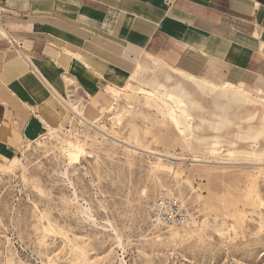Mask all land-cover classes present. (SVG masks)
Returning <instances> with one entry per match:
<instances>
[{
	"label": "rangeland",
	"instance_id": "obj_1",
	"mask_svg": "<svg viewBox=\"0 0 264 264\" xmlns=\"http://www.w3.org/2000/svg\"><path fill=\"white\" fill-rule=\"evenodd\" d=\"M131 84L154 94L175 85L150 69ZM259 90L233 103L199 87L178 91L192 115L185 122L138 89H108L101 112L92 109L97 94H68L98 116L93 126L74 117L53 135L42 120L32 141L16 136L17 157L0 156V264H264ZM162 190L182 199L187 227L151 228L146 207Z\"/></svg>",
	"mask_w": 264,
	"mask_h": 264
},
{
	"label": "crops",
	"instance_id": "obj_2",
	"mask_svg": "<svg viewBox=\"0 0 264 264\" xmlns=\"http://www.w3.org/2000/svg\"><path fill=\"white\" fill-rule=\"evenodd\" d=\"M0 20V156L8 159L19 155L16 136L32 141L40 121L60 129L74 107L84 113L68 94H97L92 109L101 112L108 89L146 69L187 92L198 79L264 93V0H0Z\"/></svg>",
	"mask_w": 264,
	"mask_h": 264
},
{
	"label": "bare ground",
	"instance_id": "obj_3",
	"mask_svg": "<svg viewBox=\"0 0 264 264\" xmlns=\"http://www.w3.org/2000/svg\"><path fill=\"white\" fill-rule=\"evenodd\" d=\"M2 28V24L0 22V30ZM138 71V70H137ZM181 72V71H180ZM136 74V73H135ZM147 76V74H145ZM152 75V74H151ZM144 76V74H143ZM145 80V79H144ZM198 80V79H197ZM195 80L194 83L197 84V87H199L202 91L206 92L208 95H212L214 94L216 91L219 92V98H225L229 103H233L239 100V98L244 97V94H247V92L240 90V89H234L231 87H222V88H217L215 86L209 85L207 83H203L200 81ZM150 81V80H149ZM194 81V80H193ZM143 83V82H142ZM157 85V84H156ZM142 86V85H141ZM159 87H161V92L158 91V88H154V91L156 92L155 94L151 91L145 90L143 88H136L133 84L128 83L126 84V86H124L121 90L122 91H126V92H130L133 93L135 89H138L139 91L137 92V94H144L147 97H152V99H154L156 102H160L161 104H163L164 109L166 110V112L168 113V115H170L171 118L176 119L177 121H181V122H185L188 119H192V115H190V113L188 112V110L186 109V103L184 101V98L178 94V91H182V93L185 95L186 91L179 85H173L170 88L166 87V85H162V84H158ZM115 90V89H114ZM108 93V92H107ZM110 93V92H109ZM120 92L119 91H115L114 97H118V94ZM126 94V93H125ZM134 95V94H133ZM117 101V100H116ZM150 102V101H149ZM187 102V101H186ZM262 102V101H261ZM108 107V106H106ZM188 107V106H187ZM224 108V107H223ZM189 109V108H188ZM223 111V110H222ZM227 112V111H226ZM225 112V114H226ZM73 113L74 115L80 120V122L88 125V126H93L95 124V120H92L91 118H89L88 116L84 115V113L74 107L73 109ZM224 114V115H225ZM119 115L115 117L116 120H119ZM249 123V122H247ZM42 124H45L44 121H42ZM98 126V125H97ZM240 127V126H239ZM244 127V126H243ZM95 128V127H94ZM184 128L187 131H191L192 130V125L191 123H185L184 124ZM47 129L53 133L56 132L55 128L49 127L47 126ZM242 129V128H241ZM48 131V132H49ZM238 131V130H237ZM248 131V129L246 130ZM57 133V132H56ZM247 133V132H246ZM251 134V133H250ZM54 135V133H53ZM127 148L131 151H135L137 153H148L150 155H154V156H158L161 157L160 159H165V158H169V156L167 155H163V154H159L156 151H152V150H145V149H135L131 146H127ZM261 153V152H260ZM8 168V167H7ZM161 193H168L170 195H173L174 193L170 192L169 190H162ZM76 194V193H75ZM175 195V194H174ZM177 196V195H176ZM177 198H179L177 196ZM181 201L182 199L179 198ZM183 202V201H182ZM184 203V202H183ZM90 209V208H89ZM87 208L86 212H83L87 217L91 218V220L93 219V215L91 214V210H89ZM147 216H148V220H149V225L152 227L151 224V220L150 217L148 215V212L146 210ZM95 221V220H94ZM190 221H187L183 226L181 227H174V226H169L168 228L165 229H156V230H169V231H173V230H178V229H183L185 227H187L190 224Z\"/></svg>",
	"mask_w": 264,
	"mask_h": 264
},
{
	"label": "built area",
	"instance_id": "obj_4",
	"mask_svg": "<svg viewBox=\"0 0 264 264\" xmlns=\"http://www.w3.org/2000/svg\"><path fill=\"white\" fill-rule=\"evenodd\" d=\"M146 210L154 229L181 227L191 218L190 212L181 200L168 193H160L156 196L147 204Z\"/></svg>",
	"mask_w": 264,
	"mask_h": 264
}]
</instances>
